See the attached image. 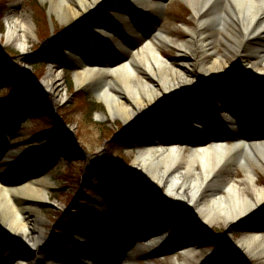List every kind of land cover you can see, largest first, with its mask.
Wrapping results in <instances>:
<instances>
[{
	"label": "rangeland",
	"instance_id": "obj_1",
	"mask_svg": "<svg viewBox=\"0 0 264 264\" xmlns=\"http://www.w3.org/2000/svg\"><path fill=\"white\" fill-rule=\"evenodd\" d=\"M112 2L114 0L103 3L79 22L66 24L61 21L58 11L52 9L50 1L0 0V106L6 101H14L21 108V112L10 106L0 110V182L25 185L36 179H49L48 185L43 184L48 199L33 207L31 214L25 212L30 220L35 217L41 220L33 227L36 231H43L48 236L47 241L40 249L31 247L9 237L5 230L2 231L0 222V262L6 259L36 261L61 243L69 227L82 226L88 229L89 235L114 243L117 254L131 255L136 264H180L183 260L196 264L197 261L182 253L187 242L197 244L196 260L206 259V264H214L216 260V264H264L263 259H246L236 245L246 233L248 222L229 228L223 224L208 225L202 231L201 215L192 206L178 207L157 194L154 188L141 186L131 177L137 150L123 145L126 132L133 128L140 129L137 139L142 141L176 136L186 142L188 137L183 136L184 128L173 123L171 115H162V112L168 110L184 115L173 108L176 102L192 98L200 100L197 94L213 97L215 92L222 93L217 84L223 83L229 89L230 86L226 85L229 81L243 86L249 81L235 73L205 80L187 96L150 111L139 121L126 124L121 118L113 119L105 103L98 101L92 86L77 85L75 60L67 56L68 53L81 57L83 53L93 59L99 55L98 42L88 34L87 24L98 21ZM9 13L27 21L33 28L34 34H27L30 46L26 52L6 44ZM147 18L146 21L143 19L141 29L150 26L154 12L148 11ZM196 23L184 0H171L165 7L160 26L175 41L186 42L190 35L185 26L196 28ZM125 38L130 37L125 35ZM121 42L119 39L118 43ZM134 48L140 49L138 43ZM217 49L224 53L222 47L217 46ZM161 50L167 59L177 55L173 46L165 45ZM107 53L112 58L121 54L115 45L107 49ZM50 54L59 63L46 62ZM55 75L62 78L60 88L49 90L45 81ZM209 85L216 87L210 89ZM255 90L258 93L255 102L239 101L230 109L236 123L243 121L250 125L256 119L262 122L264 85L255 87ZM28 94L42 107L39 113L28 111L22 99ZM259 98L263 99L260 104ZM187 111L197 114L194 107ZM13 113L16 115L10 122ZM259 128L264 131L263 127ZM56 143L60 148L54 150ZM190 153H183L182 158H187ZM183 168H187L186 164ZM259 177L264 184V174ZM123 179L130 181L131 189L114 187L112 181ZM156 187L160 188L159 184ZM137 194L141 195L140 201L136 199ZM24 198L23 195H13L18 205ZM120 199H131L135 209L130 212L122 210L120 214L116 209ZM156 229L174 234L176 240L164 250L150 249L149 239Z\"/></svg>",
	"mask_w": 264,
	"mask_h": 264
},
{
	"label": "bare ground",
	"instance_id": "obj_2",
	"mask_svg": "<svg viewBox=\"0 0 264 264\" xmlns=\"http://www.w3.org/2000/svg\"><path fill=\"white\" fill-rule=\"evenodd\" d=\"M47 1L58 11L61 21L68 24L83 20L108 0ZM170 1L114 0L101 18L88 26L96 42L103 39L112 43L121 54L112 63L90 60V64H84L77 59L75 81L79 87L92 86L113 119L121 118L126 124L139 121L150 111L187 96L205 80L233 73L249 80L253 87L264 85V0H184L197 22L196 28L185 26L190 35L186 42L175 41L160 26ZM150 10L154 19L149 21L150 26L141 29ZM131 15L134 21L129 19ZM6 23V44L28 51L27 34H34L32 26L13 13L8 14ZM125 35H129V42ZM119 39L123 43H118ZM135 43L140 49L135 50ZM165 45L176 48L175 58L164 57L161 49ZM61 81L55 75L45 81V86L57 91ZM212 100V96H207L200 102L208 104ZM224 107L228 104L224 103ZM219 112L227 120L228 114ZM186 119L178 115L173 122L185 124ZM194 126L200 128L198 123ZM236 126L232 119L226 122L225 138L193 141L187 158H182L188 147L180 138H147L136 147L137 157L130 173L139 185L154 188L174 205H190L197 210L202 231L208 225L223 224L229 228L243 221L251 222L236 245L246 259L264 260V184L259 177L264 174V136L239 133ZM227 139L234 143L229 144ZM48 182V178L25 185L0 182L2 231L36 249L45 244L48 236L33 227L41 220H30L25 212L31 214L33 207L48 199L43 187ZM13 195H23V203L18 205ZM86 230L82 226L69 227L61 243L36 261L6 259L0 264H136L131 255L117 254L114 243L89 235ZM151 234L149 247L154 250H164L176 240L174 234L164 230L156 229ZM83 243H87V251L80 252L79 245ZM182 252L196 264L207 263L206 259L196 260L195 242H187ZM180 264L192 263L183 260Z\"/></svg>",
	"mask_w": 264,
	"mask_h": 264
},
{
	"label": "trees",
	"instance_id": "obj_3",
	"mask_svg": "<svg viewBox=\"0 0 264 264\" xmlns=\"http://www.w3.org/2000/svg\"><path fill=\"white\" fill-rule=\"evenodd\" d=\"M63 39L65 40L66 38L63 37ZM51 56H52V54H50V57L47 58L46 62L47 61L57 62V60L53 56L52 57ZM62 57L64 58L63 55H62ZM22 99L24 100L23 102H25V105H26L28 111H30L31 113H33V114L39 113L40 110L42 109V107L38 103L35 102L36 100L34 98H31V96L29 94L23 96ZM9 102L10 103H8L7 101L4 102L3 105L0 106V110L1 109L3 110L5 108H7V106H10L13 109L15 107V109L18 112H21V108H19V105L16 102H14V101L13 102L9 101ZM15 115H16V113H13V115L10 118V122H13L14 121ZM138 132L139 131H137L135 128L134 129H131V130H128L126 132V134H125L123 145H125V146H131L132 145V141L135 139V137L138 134ZM70 145L75 148L74 144H71L70 143ZM59 146H60V144L59 143H56V145L54 144V147L53 146L52 147H53L54 150H56V149L60 148ZM112 183L114 184V187L115 188H118V189H121V190L128 189L129 187L131 189V187H132V185H131V183H130L129 180H124L123 179V180H118V181H112Z\"/></svg>",
	"mask_w": 264,
	"mask_h": 264
},
{
	"label": "water",
	"instance_id": "obj_4",
	"mask_svg": "<svg viewBox=\"0 0 264 264\" xmlns=\"http://www.w3.org/2000/svg\"><path fill=\"white\" fill-rule=\"evenodd\" d=\"M249 81V80H248ZM227 82V81H226ZM232 84H234L233 86H232ZM238 84H241V83H238ZM237 83H235L234 81H229V82H227L226 83V85H229L230 86V88L228 89L226 86H225V84H217L221 89H222V93H228L229 92V90H231V89H235L236 87H239V88H244V87H249V85L251 84L250 83V81L247 83V82H245L244 84V86L241 84V86H237L238 85ZM209 87H210V89H212V87H216V86H211V85H209ZM222 93H219V92H215L214 94L216 95V96H220V95H222ZM197 97H198V99H200L201 101L202 100H205V98H206V95H204V93L203 94H197L196 95ZM97 99H98V101H102V100H100L98 97H97ZM200 100H197V99H195V98H192L191 100H181V101H178V102H176V105L173 107L174 109L176 108L177 110H179V112H181V113H183L184 115H180V113L179 114H176V112L174 113L173 111H171V112H168V110H165V112H162V115H166V116H168V115H171V117L173 118V120L175 121V119H176V117L178 116V115H180V116H186V117H189V118H191L192 116H193V114L192 113H190V112H188L187 111V109H189V108H191V107H194L195 109H196V111L200 114V115H203V113H204V108H203V105H204V103H201L200 102ZM177 101V100H176ZM191 101V102H190ZM174 102V101H173ZM173 102H171V103H173ZM170 104V103H169ZM168 105V104H167ZM179 106V107H178ZM173 120H171V121H173Z\"/></svg>",
	"mask_w": 264,
	"mask_h": 264
}]
</instances>
